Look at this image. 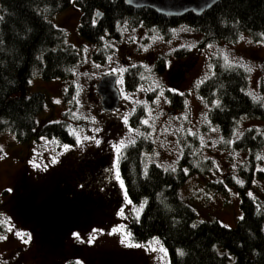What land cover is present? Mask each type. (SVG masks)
<instances>
[{
	"label": "rangeland",
	"instance_id": "1",
	"mask_svg": "<svg viewBox=\"0 0 264 264\" xmlns=\"http://www.w3.org/2000/svg\"><path fill=\"white\" fill-rule=\"evenodd\" d=\"M80 15L70 7L50 17L63 31L65 43L79 55L71 76L44 81L35 73L30 81L31 92L42 93L46 101L35 132L69 113L73 144L65 149L66 144L51 138L21 142L11 132L0 133V222L8 225L0 235L6 237L0 240V264H168L159 240L140 247L120 242L127 235L135 244L126 226L131 217L139 215L141 206L126 194L118 170L119 155L142 136L152 141V150L144 153L146 162L169 171L179 167L186 137L197 139L192 151L199 156L191 164L197 171L189 174L190 168L182 166L188 176L179 187L180 197L196 213V223L217 221L235 227L242 217V189L264 208V143L255 155L252 175L242 171L249 169L245 165L248 153L234 147L251 128L264 140V120L240 119L226 145L218 129L208 123L212 105L197 91L212 75L214 61H219L227 68L241 67L247 73L248 94L264 105V38L242 35L235 43L202 47L200 35L191 28L177 26L164 39L139 26L122 28L117 39H102L100 47L80 36ZM101 49L106 51L105 59L95 60ZM157 57L165 61L160 74L154 70ZM178 63L185 68L179 65L176 69ZM134 66H142L144 74L140 87L131 92L123 86V75ZM181 69L185 74L179 90L184 93L185 106L174 109L168 92L178 89L172 78ZM108 73L119 75L121 93L120 106L112 113L102 110L96 92L100 78ZM137 109L143 118L133 127L130 118ZM100 163L104 164L101 169ZM114 228L121 231L109 235ZM93 229L102 232L97 231L89 244ZM18 232L27 235L21 238ZM73 233H79L80 240Z\"/></svg>",
	"mask_w": 264,
	"mask_h": 264
},
{
	"label": "trees",
	"instance_id": "2",
	"mask_svg": "<svg viewBox=\"0 0 264 264\" xmlns=\"http://www.w3.org/2000/svg\"><path fill=\"white\" fill-rule=\"evenodd\" d=\"M70 7L81 14L80 36L100 47L102 38L115 40L122 28L139 26L169 39L172 30L182 25L200 35L202 47L235 43L242 35L264 38V0H220L199 16L188 13L182 17L162 16L148 8L134 9L124 0H0V133L11 132L21 142L46 137L73 144L69 113L35 132L46 101L42 93L31 92L30 86L35 73H40L44 81L71 76L79 55L65 43L63 31L50 21L52 15ZM102 49L94 55L95 60L105 59L106 51ZM164 66V58L157 57L156 73H162ZM143 74L142 66L128 68L123 75L124 88L137 90ZM247 81V73L241 67L227 68L214 61L212 75L197 89L204 101L212 105L208 123L218 129L226 145L239 119L264 120V105L248 94ZM69 94L70 90L66 100ZM170 98L174 108L184 107L185 100L178 95ZM139 117H143L141 109L130 118L133 127L140 125ZM186 138L187 145L175 172L146 162L144 153L152 150L148 136L139 137L120 153L118 170L126 194L132 203L141 206L139 215L127 222L131 241L146 244L159 240L168 264H264V208L243 189L242 217L235 227L217 221L196 223V213L179 195V187L188 176L181 167L188 166L189 174L196 172L191 164L199 156L192 151L197 139ZM263 143L262 136L254 130H247L234 142L235 148L248 153L245 165L249 169H242L244 174L256 172L255 155ZM22 211L19 208L20 214ZM7 227L0 222V235Z\"/></svg>",
	"mask_w": 264,
	"mask_h": 264
},
{
	"label": "water",
	"instance_id": "3",
	"mask_svg": "<svg viewBox=\"0 0 264 264\" xmlns=\"http://www.w3.org/2000/svg\"><path fill=\"white\" fill-rule=\"evenodd\" d=\"M220 0H124V3L134 9L148 8L166 17H182L188 13L199 16L209 10ZM97 13L96 18H100ZM118 74L108 73L100 78L97 84V94L101 98L102 110L106 113L117 110L120 106V92L116 87Z\"/></svg>",
	"mask_w": 264,
	"mask_h": 264
},
{
	"label": "snow or ice",
	"instance_id": "4",
	"mask_svg": "<svg viewBox=\"0 0 264 264\" xmlns=\"http://www.w3.org/2000/svg\"><path fill=\"white\" fill-rule=\"evenodd\" d=\"M125 123H127V118H125ZM144 123H147V121H144ZM79 142V141H78ZM67 145L65 146V149H67ZM3 157H0V159H2ZM56 161L54 160L53 161V163H55ZM121 186H123V185H121ZM9 231H11V229H9ZM97 231H101L102 232V230H97V229H93V231H92V234H90L89 235V238H88V243L89 244H91V243H93L94 241H95V239H96V232ZM117 231H121V229H113L111 232H109L108 234L109 235H111V234H114L115 232H117ZM16 235L17 236H20L21 238H23V235H27V234H21V233H16ZM128 235H130V234H128ZM73 236L75 237V238H77L78 240H80V236H79V233H73ZM6 237H3V236H0V240H3V239H5ZM28 239L30 240L31 239V237H30V235L28 236ZM25 243H27L28 242V240H25L24 241ZM81 242H84L83 240H81ZM122 244H125V246H128V247H140L141 245H139V244H132L129 240H128V236L126 235V236H124L122 239H121V241H120ZM76 264H81V262H79V261H77L76 262Z\"/></svg>",
	"mask_w": 264,
	"mask_h": 264
},
{
	"label": "flooded vegetation",
	"instance_id": "5",
	"mask_svg": "<svg viewBox=\"0 0 264 264\" xmlns=\"http://www.w3.org/2000/svg\"><path fill=\"white\" fill-rule=\"evenodd\" d=\"M180 65V68H185V65H181V64H179ZM179 65H176L175 66V68L177 69L178 68V66ZM178 73H180L181 74V76H180V74L179 75H177L176 77H173L172 78V81H176L178 84H177V87H178V89L177 90H175V91H170V92H168V95H178L179 97H181V99H185V96H184V93L183 92H181L180 90H179V83H180V80L183 78V76H184V70L183 69H181V71L180 70H178L177 71ZM208 77H206L204 80H206ZM171 80V79H170ZM203 82V81H202ZM171 106L173 107V105L171 104ZM185 106V105H184ZM174 108V107H173ZM174 109H177V108H174ZM140 123L142 122V121H139ZM190 137V136H189ZM192 137V136H191ZM104 166V164L102 163V167ZM17 203H20V204H17L18 205V212H19V208H22L23 209V211H22V214L24 213V208H23V206H22V204L21 203H23L22 202V200H21V198H19V201L17 202ZM44 203H48V202H44ZM45 206H48L47 204H44ZM21 214V215H22ZM47 234H50L49 232H47Z\"/></svg>",
	"mask_w": 264,
	"mask_h": 264
},
{
	"label": "bare ground",
	"instance_id": "6",
	"mask_svg": "<svg viewBox=\"0 0 264 264\" xmlns=\"http://www.w3.org/2000/svg\"><path fill=\"white\" fill-rule=\"evenodd\" d=\"M97 19H99V18H97ZM102 39H105V37L104 38H102ZM240 120V119H239ZM248 130H254L253 128H251V129H248ZM255 131V130H254ZM248 196V195H247Z\"/></svg>",
	"mask_w": 264,
	"mask_h": 264
}]
</instances>
